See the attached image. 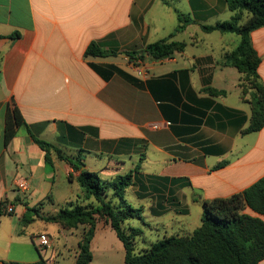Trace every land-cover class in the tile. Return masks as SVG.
I'll list each match as a JSON object with an SVG mask.
<instances>
[{
	"label": "crops",
	"instance_id": "0c3cea01",
	"mask_svg": "<svg viewBox=\"0 0 264 264\" xmlns=\"http://www.w3.org/2000/svg\"><path fill=\"white\" fill-rule=\"evenodd\" d=\"M176 10L193 20L178 33ZM232 16L226 0H0V264L42 258L48 264H76L86 227L65 229L36 215L31 219L27 209L49 215L71 202H94L84 198L77 181L81 171L54 154V167L46 165L29 130L66 154L80 156L82 169L102 181L112 182L140 164L143 183L126 192L143 208L149 199L151 209L162 211L155 216L171 213L180 227L186 226L181 217L190 215L191 205L230 197L264 177V128L243 133L252 104L242 95V74L221 63L240 37L202 28ZM171 35L187 46L164 60L146 57L134 65L123 53L85 55L92 42L107 50L139 51ZM251 36L264 84V27ZM209 88L226 93L213 95ZM12 104L28 128H18L5 145ZM58 169L67 188L58 186ZM21 176L31 184L25 196L16 187ZM9 204L13 213L6 211ZM48 206L56 207L48 211ZM40 234L53 241L41 254ZM91 250L90 264H99L97 252L108 262L116 252L125 264L124 245L104 221L97 223Z\"/></svg>",
	"mask_w": 264,
	"mask_h": 264
},
{
	"label": "trees",
	"instance_id": "16d2710c",
	"mask_svg": "<svg viewBox=\"0 0 264 264\" xmlns=\"http://www.w3.org/2000/svg\"><path fill=\"white\" fill-rule=\"evenodd\" d=\"M232 18L212 26H203L205 32L218 31L223 34H236L240 37L239 45L223 55L222 65L235 67L241 74L240 87L244 97L249 96L252 104L250 125L244 134L254 133L264 128V84L259 74L262 62L252 43V32L264 27V0H226ZM178 26L175 33L185 30L193 22L188 15L176 10ZM169 38L147 45L143 50L118 52L107 50L97 42H92L86 49V57H111L125 54L130 63L138 65L146 57L152 60L171 58L176 52H183L185 42ZM96 71L98 69L92 66ZM211 94L225 95V91L209 88ZM27 126L20 110L12 104L6 113L4 143L16 136L18 128ZM29 130V129H28ZM32 140L44 151L45 164L54 167L56 159L80 170L77 181L84 193L85 200L94 202L83 204L71 202L54 214H40L39 208H28L27 213H34L47 223H58L65 229L86 227L78 249L76 264H90L93 261L91 243L97 223L110 224L125 248V264H260L264 260V177L243 192L226 198L204 200L201 225L190 235L165 236L149 248L137 252V238L142 230L126 227L128 221L143 219L141 208H134L125 198L126 190L143 181L138 177L141 165L125 176L114 181H102L97 173L82 169L85 166L80 156L66 154L61 148L34 136ZM161 180H165L161 178ZM5 204L2 203V208ZM250 209L254 214L246 213ZM29 217H24L28 224ZM38 252L41 250L38 245ZM41 256V255H40ZM22 264V263H12ZM48 264L43 258L37 263Z\"/></svg>",
	"mask_w": 264,
	"mask_h": 264
},
{
	"label": "rangeland",
	"instance_id": "374dc122",
	"mask_svg": "<svg viewBox=\"0 0 264 264\" xmlns=\"http://www.w3.org/2000/svg\"><path fill=\"white\" fill-rule=\"evenodd\" d=\"M224 18V17H223ZM220 18V19H223ZM216 36H220L219 32L214 33ZM214 41H217V39H212ZM57 182L59 187H66L68 186V181L65 175L63 174L61 169H58L57 171ZM128 174V173H127ZM125 176V175H124ZM151 195H154L151 194ZM158 194L154 195L153 197H157ZM126 200L134 207V208H141L143 210L142 216L143 219H136L128 222L126 224V227L132 226L134 228H139L143 231V234L137 238V252L142 251L143 249L149 248L152 244L156 243L157 241L162 240L165 236H171L175 234H183L188 233L189 231H192L194 225H200L201 224V216L203 207L201 204H193L190 206V215L187 217H181L186 219V226L180 227L177 224H173V218L171 213H165L162 216H155L156 213L159 212V209H151L149 206L151 205V201L148 199L146 202H143L144 208L141 207L139 204V200L133 195L131 191L126 192ZM49 210L54 209L55 207L48 206ZM59 209V208H57ZM170 211V210H166ZM156 212V213H155ZM164 212V211H163ZM31 219L34 217L35 214L32 213L30 215ZM37 217V216H36ZM36 225H41L40 222H38ZM79 252V249H78ZM79 254V253H78ZM114 260L108 262V257L104 256L100 252H97L96 260H98L99 264H122L121 256H116V252H114ZM64 264H72L70 261H66Z\"/></svg>",
	"mask_w": 264,
	"mask_h": 264
},
{
	"label": "built area",
	"instance_id": "2783aa9c",
	"mask_svg": "<svg viewBox=\"0 0 264 264\" xmlns=\"http://www.w3.org/2000/svg\"><path fill=\"white\" fill-rule=\"evenodd\" d=\"M16 187L21 195L25 196L26 194H28L31 190L29 177L21 176L17 178ZM5 208L7 213H13L15 211L13 205L11 204L6 205ZM37 239H38V247L42 252L46 251L52 246L53 243L52 238L47 234H40L37 236Z\"/></svg>",
	"mask_w": 264,
	"mask_h": 264
}]
</instances>
